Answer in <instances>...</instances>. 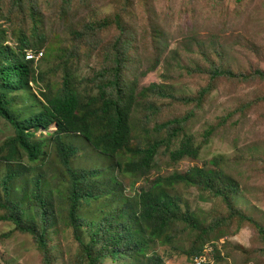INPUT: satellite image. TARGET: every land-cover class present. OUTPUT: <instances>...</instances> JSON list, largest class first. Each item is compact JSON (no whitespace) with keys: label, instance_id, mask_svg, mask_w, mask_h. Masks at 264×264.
<instances>
[{"label":"rangeland","instance_id":"374dc122","mask_svg":"<svg viewBox=\"0 0 264 264\" xmlns=\"http://www.w3.org/2000/svg\"><path fill=\"white\" fill-rule=\"evenodd\" d=\"M0 32L4 44L18 48L24 39L26 52H42L33 67L43 81L10 95L21 118L41 109L46 85L59 87L69 75L86 99L99 100L101 92L123 99L132 145L159 143L151 169L141 173L117 167V160L129 159L126 152L108 157L82 134L62 136L76 148L73 170L99 171L81 183L76 211L95 221L102 237L107 218L114 227L133 221L139 190L157 178L178 205L176 219L140 257L99 264H152L155 255L159 264H195L202 246L211 264H264V239L222 196L264 228V0H0ZM89 123L95 135L105 133L103 125ZM56 129L32 139L44 144L35 161L20 153L7 162L0 153V201L3 178L14 169L8 195L21 203L24 223L45 229L48 246L45 253L34 235L2 219L7 209L0 208V264H90L84 245L91 232L70 220L73 181L55 147ZM12 136L1 120L0 142ZM186 137L200 147L198 155L172 159ZM192 167L205 169L211 181L166 180ZM37 176L44 205L33 194ZM102 242L93 247L95 255L108 250Z\"/></svg>","mask_w":264,"mask_h":264},{"label":"trees","instance_id":"16d2710c","mask_svg":"<svg viewBox=\"0 0 264 264\" xmlns=\"http://www.w3.org/2000/svg\"><path fill=\"white\" fill-rule=\"evenodd\" d=\"M3 32H0V36ZM26 40L21 41L18 48H13L0 41V121L5 120L13 128V136L5 142H0V153L5 152L3 158L5 161H13L20 154H27L30 161H35L43 153V141L32 139L37 138L38 131L50 130L51 126H56L54 132L55 147L61 164L65 167L73 181L72 205L70 210L71 222L78 226L85 224L91 232L90 241L84 245L90 264H99L100 261L112 257L118 260L121 255H130L134 258L140 257L144 252V247L148 242H156L162 235L164 229L168 228L177 217L178 205L167 189L161 186V178L155 179L149 187H141L137 194V212L132 222L127 221L123 225L114 227L110 219H106V227L103 230V237L100 230L96 229V222H89L78 215L77 203L82 195L79 194L81 183H86L90 175L97 174L98 170L75 171L71 167L70 159L76 153V148L72 145H66L62 136L64 134L79 133L94 149L108 157H116L121 152H126L125 157L128 160H117V167L122 171L134 170L141 173L148 172L154 162V157L159 147V143H153L146 146H134L131 144L132 128L129 121L128 106L124 105L123 99H109L105 92H101L100 99L93 97L87 98L73 85L70 76L57 87L54 84H48L40 91L41 109L38 112L26 114L20 117L21 113L14 112L13 99L10 96L23 88H29L30 83L36 84L37 81H43L42 73L36 75V69L33 67V60H26ZM117 66H122L117 61ZM221 74L217 72L216 75ZM223 74V73H222ZM119 80L118 73L114 77V82ZM113 84V83H111ZM101 87H103L101 85ZM209 88L201 90V96L204 97ZM90 121L95 126L103 125L105 133L95 135L91 131ZM175 122H169L163 127H169ZM163 127H160L163 129ZM209 135V132L207 133ZM176 136V134L172 135ZM173 138V137H172ZM171 142V138L168 143ZM200 147L195 148L191 137L181 140L178 148L171 151L172 159L177 160L183 156H197ZM17 171L10 169L3 178V189L5 192V201H0V208H6L7 213L2 219L12 221L18 230L24 233L34 235L40 249L45 253L48 251L45 238V229L40 230L34 225L23 222L19 212L22 211L19 202L11 199L8 195V182L14 178ZM200 176L211 181V175L203 168L192 167L185 174L174 173L166 178L173 182L177 179H187ZM35 187L33 194L38 201L44 205L42 199L41 187L42 177L37 176L34 179ZM93 197V193L86 192L84 196ZM223 199L229 211L238 216L242 222H249L254 225L258 233L264 239V228L238 212L228 194H223ZM41 216L46 219V212L42 210ZM103 238L102 247L108 248L107 251L94 254L93 247L99 244ZM162 240V239H160ZM123 246V248H122ZM204 246L196 250L193 257L203 252ZM159 256L152 258V264L158 263ZM46 262L49 263L48 259ZM209 264V263H201Z\"/></svg>","mask_w":264,"mask_h":264},{"label":"built area","instance_id":"2783aa9c","mask_svg":"<svg viewBox=\"0 0 264 264\" xmlns=\"http://www.w3.org/2000/svg\"><path fill=\"white\" fill-rule=\"evenodd\" d=\"M42 56V52H39L38 54H32V53H28L26 52L25 58L27 60H37L39 57ZM193 262L195 264H201V263H209L211 264V257L207 258V255L205 253V249L203 252H201L200 254H197L193 257Z\"/></svg>","mask_w":264,"mask_h":264},{"label":"clouds","instance_id":"9594fccd","mask_svg":"<svg viewBox=\"0 0 264 264\" xmlns=\"http://www.w3.org/2000/svg\"><path fill=\"white\" fill-rule=\"evenodd\" d=\"M26 55V54H25ZM26 59V58H25ZM27 60V59H26ZM54 127H56V126H54ZM57 128V127H56Z\"/></svg>","mask_w":264,"mask_h":264}]
</instances>
